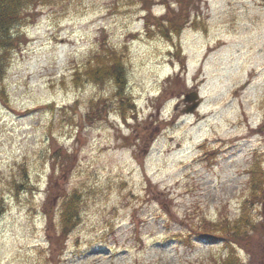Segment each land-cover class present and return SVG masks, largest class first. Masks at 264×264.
<instances>
[{
  "label": "rangeland",
  "instance_id": "rangeland-1",
  "mask_svg": "<svg viewBox=\"0 0 264 264\" xmlns=\"http://www.w3.org/2000/svg\"><path fill=\"white\" fill-rule=\"evenodd\" d=\"M199 3L169 39L153 19L174 0H42L15 27L0 77V264H223L231 253L242 264L264 252V187L249 183L256 164L264 172V0ZM114 57L122 102L113 80L92 77Z\"/></svg>",
  "mask_w": 264,
  "mask_h": 264
},
{
  "label": "trees",
  "instance_id": "trees-1",
  "mask_svg": "<svg viewBox=\"0 0 264 264\" xmlns=\"http://www.w3.org/2000/svg\"><path fill=\"white\" fill-rule=\"evenodd\" d=\"M177 4V9L173 10L169 6H167V10L164 14H162L159 19H153L155 22L154 28L156 31L160 33V35L164 38L169 39L171 35H178L184 25L189 22L191 16V10L198 11L200 0H174ZM41 3L42 0H0V77H2L5 73L7 63L10 59V53L12 50H15L20 45V35L19 33L15 34L14 29L24 20H26L29 10L32 5L35 7L37 4ZM168 4L167 2H164ZM169 5V4H168ZM148 16H151L150 14ZM147 26L148 23L152 24L148 19L146 20ZM110 57H112L110 55ZM109 57V58H110ZM102 65H101V64ZM98 63V72L94 73L92 77L107 78L114 81L117 92L116 97L122 102V99L125 98L124 89L126 87V77L123 70V66L120 65L115 57L113 61L103 62L100 61ZM131 111L133 110V106L128 107ZM133 112V111H132ZM121 115L124 114V110L120 109ZM123 119L125 116L123 115ZM250 187L252 188H262L264 187V172H262V167L260 164H256L253 169L250 171ZM256 190V189H255ZM74 199H76V194L70 196L65 199L61 206V215L60 218L63 224L62 233L63 235H67V233L75 226L77 222L76 209L74 208ZM77 204V203H76ZM249 207V206H248ZM49 215V222L52 221L53 215L46 212ZM247 224V222H244ZM237 226V225H236ZM234 228V227H232ZM231 228V229H232ZM208 239L206 241L217 242L220 240H227L226 235H220L215 233H208ZM223 237V238H222ZM226 244L229 248H231L230 243H232V238L229 236ZM236 258H232V253L230 257L224 260L223 264H231L236 262Z\"/></svg>",
  "mask_w": 264,
  "mask_h": 264
},
{
  "label": "water",
  "instance_id": "water-1",
  "mask_svg": "<svg viewBox=\"0 0 264 264\" xmlns=\"http://www.w3.org/2000/svg\"><path fill=\"white\" fill-rule=\"evenodd\" d=\"M200 101L201 100L199 99L198 93L196 91L186 94L183 99V102L191 103V105L188 106L187 108V112H190V113H192L195 109H197Z\"/></svg>",
  "mask_w": 264,
  "mask_h": 264
},
{
  "label": "flooded vegetation",
  "instance_id": "flooded-vegetation-1",
  "mask_svg": "<svg viewBox=\"0 0 264 264\" xmlns=\"http://www.w3.org/2000/svg\"><path fill=\"white\" fill-rule=\"evenodd\" d=\"M231 264H234V263H231ZM242 264H264V252H261L257 256L251 255L250 258L247 260V262L245 263L242 262Z\"/></svg>",
  "mask_w": 264,
  "mask_h": 264
}]
</instances>
